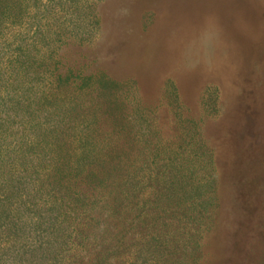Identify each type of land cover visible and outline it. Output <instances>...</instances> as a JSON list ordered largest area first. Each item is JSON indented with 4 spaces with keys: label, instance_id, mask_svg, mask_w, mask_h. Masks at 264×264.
Wrapping results in <instances>:
<instances>
[{
    "label": "trees",
    "instance_id": "16d2710c",
    "mask_svg": "<svg viewBox=\"0 0 264 264\" xmlns=\"http://www.w3.org/2000/svg\"><path fill=\"white\" fill-rule=\"evenodd\" d=\"M41 1L0 0V25L16 24ZM66 5L85 9L82 0ZM46 8L49 20L60 19ZM19 57L17 69H0V264H241L233 238L221 252L203 240L224 207L205 136L197 133L193 146L203 166L194 156L199 166L187 165L183 146L169 159L151 148L153 124L143 119L134 133L99 106L102 98L122 104L120 82L57 60L52 67L45 55ZM100 123L107 144L93 140Z\"/></svg>",
    "mask_w": 264,
    "mask_h": 264
},
{
    "label": "rangeland",
    "instance_id": "374dc122",
    "mask_svg": "<svg viewBox=\"0 0 264 264\" xmlns=\"http://www.w3.org/2000/svg\"><path fill=\"white\" fill-rule=\"evenodd\" d=\"M67 2H34L16 24L0 25L1 71L4 63L17 69L19 56L31 53L82 76L106 73L125 92L121 105L102 98L99 106L134 133L143 119L153 124L151 148L170 159L183 146L189 166H199L193 146L200 132L216 152L224 200L203 240L218 242L221 252L233 238L241 264L264 257V0H82L85 9L76 11ZM46 7L60 19L49 20ZM106 132L100 123L94 142H111ZM136 139L147 137L139 131Z\"/></svg>",
    "mask_w": 264,
    "mask_h": 264
}]
</instances>
